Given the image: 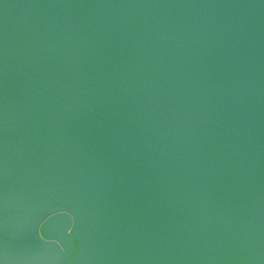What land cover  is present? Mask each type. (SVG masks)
I'll list each match as a JSON object with an SVG mask.
<instances>
[{
	"label": "water",
	"instance_id": "1",
	"mask_svg": "<svg viewBox=\"0 0 264 264\" xmlns=\"http://www.w3.org/2000/svg\"><path fill=\"white\" fill-rule=\"evenodd\" d=\"M0 264H264V0H0Z\"/></svg>",
	"mask_w": 264,
	"mask_h": 264
}]
</instances>
